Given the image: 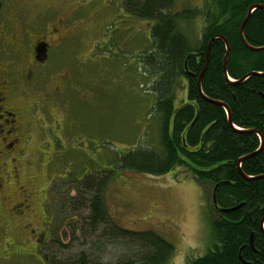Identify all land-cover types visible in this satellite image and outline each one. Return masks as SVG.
<instances>
[{"label":"trees","instance_id":"trees-1","mask_svg":"<svg viewBox=\"0 0 264 264\" xmlns=\"http://www.w3.org/2000/svg\"><path fill=\"white\" fill-rule=\"evenodd\" d=\"M120 1L124 14L151 22L149 46L138 61L152 77L148 100L158 121L157 145L136 144L106 165L52 179L45 202L50 236L41 244L46 263L167 264L173 245L152 230L119 225L109 212L106 190L122 170L161 175L183 166L210 185L213 206L211 246L186 264H264V50L246 47L238 33L248 8L264 0H206L195 44L179 27L191 11L174 10L175 0ZM216 35L230 47L226 73L225 44L216 38L198 86L207 45ZM243 37L250 47H264L262 9L252 10ZM250 72L256 73L240 80ZM182 82L185 95L177 102ZM63 228L71 235L68 242H62ZM109 244L122 253L105 260Z\"/></svg>","mask_w":264,"mask_h":264},{"label":"rangeland","instance_id":"rangeland-1","mask_svg":"<svg viewBox=\"0 0 264 264\" xmlns=\"http://www.w3.org/2000/svg\"><path fill=\"white\" fill-rule=\"evenodd\" d=\"M1 1L0 17L5 16L7 24L0 31L26 36L23 40L28 42L22 55L16 51L17 55L3 54L0 59L17 70L15 76L28 61L31 39L47 36L33 21L38 6L40 12L45 10L41 13L45 28H58L49 41L62 36L67 41L54 52L53 62L61 61L59 66L49 69L52 75L67 69L62 101L48 94L47 78L39 88L16 85V99L35 106L28 131L31 141L25 158L7 157L0 170V264H47L41 244L50 236L45 202L52 179L106 165L136 144L157 145L158 121L150 115L148 100L152 77L138 61L149 46L151 22L124 14L120 0ZM205 3L175 0L174 10L191 11V17L179 20V27L192 44L204 26ZM22 12L26 17H18ZM49 12L53 17L47 21ZM12 39L0 37L2 51L7 48L1 41ZM182 83L176 89L177 102L185 95ZM106 191L109 212L119 225L152 230L173 245L167 264H186L211 246V187L195 180L183 166L161 175L122 170L110 179ZM21 202L29 208L14 212L12 206ZM60 231L62 242H68L69 230ZM119 247L109 244L105 260L121 254Z\"/></svg>","mask_w":264,"mask_h":264},{"label":"flooded vegetation","instance_id":"flooded-vegetation-1","mask_svg":"<svg viewBox=\"0 0 264 264\" xmlns=\"http://www.w3.org/2000/svg\"><path fill=\"white\" fill-rule=\"evenodd\" d=\"M1 5L2 1L0 0V9ZM43 12H40V7L38 6L33 21L35 24H39L40 29L42 28L46 31L45 35L48 37L43 34L41 37H33L31 39L27 55L28 61L21 69L20 74L15 76L17 72L16 69L11 68L8 62H0V170H2L4 164L7 163V157H10L11 160L23 158V156L25 158L28 148L27 144L31 141L28 131L30 126L33 125L32 122L30 124V121L32 119L31 117L35 115V106L31 105L27 107L24 105L26 102L24 99H20L21 101L16 99V85L23 82L26 85L30 84L33 87L36 86L39 88L42 86L44 79L47 78V92L59 102L63 100V92L68 88L67 81L63 76V74L67 73V69L63 73L58 72L53 75L49 72V69L51 70L53 67L56 68L61 62H53L55 60L54 52L61 51L67 41H65L66 39L63 36L58 41H49L52 37L49 35L58 33V28L53 26L48 29L45 28L46 23L41 20V13ZM19 16L26 17L23 12L22 14L19 13L18 17ZM52 17L53 16L49 12L47 21ZM6 20L5 16L0 17V26L4 27V29H6ZM30 24L32 25V23ZM76 25H78V22ZM15 35L16 34H10V32H6L5 30L0 31V37L10 40L13 38L12 41H1L2 44L6 45L7 49H3L2 51L0 48V59H3L1 58L4 57L3 54L12 56L17 55V52L19 55L25 53V47L28 46V42L23 39H25L26 36L20 38ZM14 38L16 40H14ZM29 38L30 37H27V39ZM50 82L54 84L53 87L50 86ZM22 100L25 101L24 104ZM40 130L42 132V129ZM22 206L25 207L26 205L21 202L12 206V209L14 212L21 211ZM28 208L27 204L25 210Z\"/></svg>","mask_w":264,"mask_h":264},{"label":"water","instance_id":"water-1","mask_svg":"<svg viewBox=\"0 0 264 264\" xmlns=\"http://www.w3.org/2000/svg\"><path fill=\"white\" fill-rule=\"evenodd\" d=\"M256 8H260V9H262V10L264 11V5H263V4H259V3H257V4H253V5H251V6L248 8V12H247L246 16H245L244 19L241 21V24H240V26H239V31H238V33H239V37H240L242 43H243L246 47H248V48H250V49H253V50H259V49H263V50H264V47H262V48H253V47L248 46L247 42L245 41V39H244V37H243V28H244V25H245L246 21L249 19L252 10H254V9H256ZM216 38H219V39L223 40V42H224V44H225L226 53H225V55H224V57H223V65H222V68H223L224 73H226V67H225V66H226V59H227V57H228V55H229L230 47H229V44H228L227 40H226L223 36L216 35V36H214V37H212V38L210 39V41H209V43H208V45H207V49H206V61H205V65H204L203 69L201 70V72H200V74H199V76H198V81H197L198 86H199V84H200V79H201L202 73L204 72V70H205V68H206V65H207V62H208L210 45H211L213 39H216ZM254 73H256V72H250V73L246 74L245 76H243L240 80H243V79H245L246 77H248V76H250V75H252V74H254ZM228 117H229V114H228ZM237 164L239 165V164H240V161H238ZM212 199H213V198H212ZM212 201H213V203H214V199H213ZM226 211H227V210H226Z\"/></svg>","mask_w":264,"mask_h":264}]
</instances>
